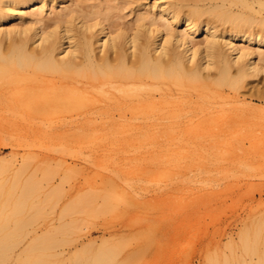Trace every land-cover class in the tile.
Here are the masks:
<instances>
[{
    "label": "bare ground",
    "instance_id": "6f19581e",
    "mask_svg": "<svg viewBox=\"0 0 264 264\" xmlns=\"http://www.w3.org/2000/svg\"><path fill=\"white\" fill-rule=\"evenodd\" d=\"M67 1L0 0V75L31 80L21 97L30 114L64 113L97 146L134 133L141 146L172 150L176 139L157 135L216 128L217 143L244 147L230 134L247 129L264 150V0ZM32 123L18 127L60 125ZM20 222L0 226V264H164L138 261L153 251L143 241L68 243L72 229Z\"/></svg>",
    "mask_w": 264,
    "mask_h": 264
},
{
    "label": "rangeland",
    "instance_id": "374dc122",
    "mask_svg": "<svg viewBox=\"0 0 264 264\" xmlns=\"http://www.w3.org/2000/svg\"><path fill=\"white\" fill-rule=\"evenodd\" d=\"M6 72L0 75V226L21 221L28 229H72L63 241L125 240V250L148 243L153 251L137 258L142 263L264 264V150L254 151L249 130L230 134L247 142L236 148L215 142L216 128L157 135L175 138L172 150L141 146L134 133L116 143L98 134L110 142L97 146L64 125L71 122L64 113L30 114L21 97L31 80ZM51 121L60 125L18 127ZM81 196L88 197L84 205ZM15 199L25 204L19 214Z\"/></svg>",
    "mask_w": 264,
    "mask_h": 264
}]
</instances>
